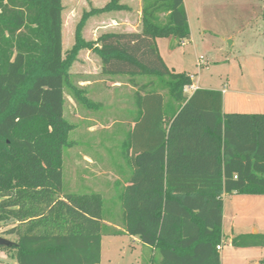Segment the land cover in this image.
<instances>
[{
    "label": "trees",
    "instance_id": "trees-1",
    "mask_svg": "<svg viewBox=\"0 0 264 264\" xmlns=\"http://www.w3.org/2000/svg\"><path fill=\"white\" fill-rule=\"evenodd\" d=\"M129 10L110 0L85 11L64 53L63 0H0V224L16 223L5 231L16 241L0 249L18 264L102 260V195L62 189L74 130L64 117L65 87L87 108L99 106L71 82L82 51L99 57L105 75L162 83L136 92L138 114L124 145L132 173L119 195L125 233L154 249L153 264H222L223 195L264 196V114L223 113L220 90L187 95L192 77L173 72L159 52L157 39L191 36L184 0L147 1L139 32L84 38L89 19ZM262 19L264 34V8ZM231 244L264 248V234Z\"/></svg>",
    "mask_w": 264,
    "mask_h": 264
},
{
    "label": "rangeland",
    "instance_id": "rangeland-1",
    "mask_svg": "<svg viewBox=\"0 0 264 264\" xmlns=\"http://www.w3.org/2000/svg\"><path fill=\"white\" fill-rule=\"evenodd\" d=\"M106 1L63 0L64 53L71 50L75 43L76 27L84 12L93 7H102L110 0ZM122 1L133 7L130 12L126 11L118 13V15L117 13L105 14L89 19L84 28V38L92 40L103 33L112 31L127 32L135 29L140 31L142 28L140 9L149 0ZM206 2V0H202L201 6L205 7ZM233 2L232 6L223 8H221V4H217L219 6L218 11L225 16V29L222 28L224 25H218L204 19V26L212 31L204 33L199 29V24L195 22V18L192 17L191 24L193 35L197 39V46L193 47L189 39L179 41L170 37L164 38L165 40L161 43L164 46L170 42L171 48H169L174 51V54L169 55L164 47H161V51L166 61L171 66L175 64V68L179 70L182 61L186 60L184 70L191 73L196 83L201 78L200 85L203 88H230L234 91L264 95V49L262 45L256 44L257 41L253 42L250 39L248 32L250 28L246 25L253 17L250 7L253 6L256 9L258 0H234ZM159 17L163 21L167 19V15L164 13L160 14ZM238 30H244L242 38L245 39V43L242 46H240V40L235 35ZM231 34H233L232 40L235 39L236 43L234 47H231L230 41L225 40ZM199 60L204 63L202 66L197 64ZM84 65L89 66L92 79L98 81L95 95L91 98L103 104L97 109L88 110L84 107L81 109V103L75 101L65 87L64 117L74 126V130L69 135L72 146L66 147L63 152V193H99L102 195L104 226L101 264H148L150 253L147 248L144 249L141 244H135L129 236L112 235L117 231L112 227L113 224L120 228L123 226L119 195L124 189V183L132 173V169L125 159L124 145L132 130V122L138 114L136 92L125 86L118 87L116 90L108 88L106 83L109 79L107 80V77L102 73L97 57L94 54L88 55V53L83 56L80 53L78 60L71 69V82L73 84L79 86L81 83V75L85 73ZM125 77L127 76H109L108 78H115L121 84H126L128 78ZM139 80L154 81L159 86L158 88L162 87L160 85L162 83L155 77L141 76ZM150 90H153V86L150 87ZM190 92V90L185 91L187 95ZM167 101H170L168 96ZM168 106L174 107L175 103L168 102ZM85 110L92 115L98 126L103 128H99L97 132L90 134L87 131L89 123L81 120V113L84 114ZM81 149L97 161L96 173L92 181L90 176H81ZM15 224L13 222L6 225L0 224V237L9 241H16L14 235H8L5 232ZM227 232H225L227 235L233 236L232 233ZM244 232L238 229L235 231L234 237L242 235L241 233ZM248 232L251 234L250 230ZM259 234H263V232L260 231ZM222 246V256L225 257L224 264H250L246 260L256 258L258 255V248H236L232 246L229 240L224 242ZM4 253L5 255L10 254L8 251L0 249V264H6ZM8 263L18 264L16 261ZM259 264H264V260L260 261Z\"/></svg>",
    "mask_w": 264,
    "mask_h": 264
},
{
    "label": "crops",
    "instance_id": "crops-1",
    "mask_svg": "<svg viewBox=\"0 0 264 264\" xmlns=\"http://www.w3.org/2000/svg\"><path fill=\"white\" fill-rule=\"evenodd\" d=\"M201 1L202 0H184V7H185V10H186V13L188 16V22H189V27H190V31H191V36H190L189 40H190L191 44H193V47L197 46V42H196L197 39L193 35V28H192V24H191L192 17L195 18V20H196L195 22L199 24V27H200L199 29H201L202 32H204V33L212 32L211 30H209L208 27L204 26V24H203L205 22L204 19H206L207 21L212 22V23L215 22V24H218V25H224L225 24L224 23L225 16L223 14H221L220 11H218L219 6L217 4H219V5L221 4L220 6H221V8H223L225 6L229 7V5L232 6V4L234 3L233 2L234 0H206L207 5H205V7H202L200 4ZM121 3L130 8L129 12L132 10L131 8H133V7L130 4H128L127 2H124L121 0ZM104 4H100V5H104ZM93 8H101V7H93ZM263 8H264V0H258V6L256 9L253 6L250 7V9L253 12V17H251V20L249 22H247L248 24H246V25L248 28H250V29H248L250 39L253 40V42L257 41L256 44L260 45V46L262 45L263 49H264V34H263V19H262ZM115 13H117V15H118V13H122V12H115ZM115 13H110V15L115 14ZM142 14H143V7H141V9H140L141 22H142ZM226 18H228V17L226 16ZM222 28L225 29L226 25L222 26ZM243 31L244 30H238L235 34L236 38H238L240 40L239 41L240 46H242L245 43V39L242 38L243 33H244ZM112 32H115V31H112ZM127 32H139V31L137 29H135V30L127 31ZM232 35L233 34L229 35L225 40L230 41L231 47H234L236 45V43H235V39L232 40ZM96 39H92V40H96ZM163 40H165V39L164 38L157 39V46H158L159 52H160L163 60L167 64V66L173 72H178V71H179L178 73L185 72L192 77L193 86L191 87L192 88L190 90L191 92L188 95L190 96L195 90L203 88L200 85L201 78H199L197 80V83H196V81H195L194 77L191 75V73L189 71L186 72V70H184L185 63L187 62L186 60L182 61V66H181L180 70L178 68H175V64H174V66L173 65L171 66L166 61L165 57L162 54L161 47L162 48L164 47V49L166 50V52L169 55L174 54V51H171V49H170L171 48L170 42L167 43V45L163 46L161 43V42H163ZM166 40H168V39H166ZM164 42H166V41H164ZM182 45H184V42H182ZM87 53H88V55L93 54L89 51H82L81 56H83ZM96 57H97V60L99 61V64H100V67L102 70L101 61H100L98 56H96ZM197 64L199 66H202L204 63L202 60H199V61H197ZM83 68H84L85 73L83 75H81V83L79 84V87L84 91V95L86 96V98L89 101H91L94 104H98L99 105L98 107H100V106H102L103 103L94 101L91 98L95 95L96 85H97L98 81H96V80L94 81L92 79L91 72L88 69L89 68L88 65H84ZM105 76L107 77V80L109 79V81H107V83H106V86L112 90L113 89L116 90L118 87L125 86L126 88L137 92V91H140L142 86L147 83L144 80H139V77H141V76H137L135 78H133L131 76L125 77V78H128V83H126V84H121L120 82L116 81L115 78H108L109 77L108 75H105ZM118 78H120V77H118ZM121 78H124V77H121ZM203 89H213V88H207L206 87ZM213 90L222 91L223 98H224L223 113H225V114H264V95L263 94H254V93H247V92H241V91H234V90H230V88H223V89L217 88V89H213ZM81 106H82L81 109L84 107L88 110L98 108V107L87 108L83 104H81ZM81 120L89 123V125L87 127V131L90 134L97 132L99 130V128H103L101 126H98V123L93 119L92 115H90V113L87 112L86 110H85L84 114L81 113ZM134 121H135V119H134ZM134 121L132 122V129L135 125ZM96 168H97L96 159L93 158L92 156L87 155L81 149V176H90V180L92 181L94 178V175L96 173V170H95ZM127 185H128V180L124 183V186H127ZM222 198H223L222 229H223V235H224L223 243L228 241V240L231 242L232 239L234 238L235 231H238V229L245 231L244 233H241V234H245V235L246 234L249 235V233H250V232H248L249 230L251 231V234L254 233V235L260 233V231L263 232V234H264V226H262V225H264V196L224 194ZM112 227L117 230L116 232L112 233L113 236H121V235L129 236L130 239L135 244H141L144 249L147 248L149 250V253H150V258H149L148 264H153L151 262V258L154 255V249L152 247H148V246L144 245L138 237L127 235L125 233L123 226L120 228V227H116V225L113 224ZM226 231H228L227 233H232L233 236L227 235L225 233ZM250 249H255V248H250ZM102 251H103V239H102ZM222 251H223V246H221V249L219 250V252L221 255V262H222V264H224L225 257L222 256ZM257 253H258V255L256 256V258H252V259L248 258L246 260L247 263L259 264L260 261L262 262L264 260V248H260V249L258 248ZM3 255L5 256V257L4 256L3 257H4V261L6 264H9L8 262L16 261L15 259H12L11 254L5 255V253H4Z\"/></svg>",
    "mask_w": 264,
    "mask_h": 264
},
{
    "label": "water",
    "instance_id": "water-1",
    "mask_svg": "<svg viewBox=\"0 0 264 264\" xmlns=\"http://www.w3.org/2000/svg\"><path fill=\"white\" fill-rule=\"evenodd\" d=\"M14 243L12 241H9L3 237H0V246H5V247H10L12 246Z\"/></svg>",
    "mask_w": 264,
    "mask_h": 264
},
{
    "label": "built area",
    "instance_id": "built-area-1",
    "mask_svg": "<svg viewBox=\"0 0 264 264\" xmlns=\"http://www.w3.org/2000/svg\"><path fill=\"white\" fill-rule=\"evenodd\" d=\"M191 89H192L191 87H188V88H186V91L191 90ZM235 178H237V177H235ZM217 249L220 250L221 247L219 246Z\"/></svg>",
    "mask_w": 264,
    "mask_h": 264
}]
</instances>
